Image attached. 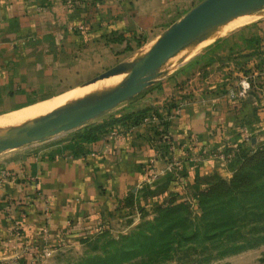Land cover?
I'll list each match as a JSON object with an SVG mask.
<instances>
[{
  "label": "crops",
  "instance_id": "obj_1",
  "mask_svg": "<svg viewBox=\"0 0 264 264\" xmlns=\"http://www.w3.org/2000/svg\"><path fill=\"white\" fill-rule=\"evenodd\" d=\"M201 1L0 0V115L70 91L97 72L100 60L115 64L113 51L126 50L132 37L161 35ZM157 80L154 94L136 107L150 108L157 120L115 121L95 141H45L0 159V264L26 256L35 243L105 223L154 169H166L167 156L179 159L190 178L208 173L215 165L209 153L244 135L251 106L262 112L254 132L264 134V97L255 101L243 83L219 92L199 65ZM163 121L172 151L159 134Z\"/></svg>",
  "mask_w": 264,
  "mask_h": 264
},
{
  "label": "rangeland",
  "instance_id": "obj_2",
  "mask_svg": "<svg viewBox=\"0 0 264 264\" xmlns=\"http://www.w3.org/2000/svg\"><path fill=\"white\" fill-rule=\"evenodd\" d=\"M161 35H148L146 43L132 51L114 45L120 48L111 57L116 63L100 60L97 72L82 76L68 93L97 88L101 90L92 100L97 99L125 74L80 85L116 64L137 60L145 54V49L139 50L147 46V52ZM198 65L219 92L238 91L248 83L250 97L262 99L264 8L202 33L158 68V77L143 94L45 141L74 140L89 126L117 119V113H133L154 94L157 79ZM250 110L251 117L241 128L244 135L209 153L215 165L208 173L190 178L179 159L165 153L166 169H154L142 187L119 203L111 219L78 235L35 243L26 256L4 258L1 264H264V134L254 132L252 125L262 118L260 106ZM45 141L4 152L0 159L15 151H33Z\"/></svg>",
  "mask_w": 264,
  "mask_h": 264
},
{
  "label": "water",
  "instance_id": "obj_3",
  "mask_svg": "<svg viewBox=\"0 0 264 264\" xmlns=\"http://www.w3.org/2000/svg\"><path fill=\"white\" fill-rule=\"evenodd\" d=\"M262 8L264 0H202L168 27L143 56L132 62L116 64L91 81L80 85H89L125 74V78L108 94L83 104L51 112L15 127L4 137H0V154L48 140L103 116L120 103L148 88L158 77V68L202 33L236 17L256 13Z\"/></svg>",
  "mask_w": 264,
  "mask_h": 264
},
{
  "label": "bare ground",
  "instance_id": "obj_4",
  "mask_svg": "<svg viewBox=\"0 0 264 264\" xmlns=\"http://www.w3.org/2000/svg\"><path fill=\"white\" fill-rule=\"evenodd\" d=\"M147 48V46L146 48L142 47L139 51H143L145 49V51L143 52L146 53ZM124 78L125 76L118 83H120ZM109 79L110 78L104 79V81H108ZM118 79L119 78L117 77V80ZM117 80L115 79V81ZM118 83H116L115 85L111 84V87L106 88L108 91L105 94L100 95V97L108 94ZM99 90L101 89L90 88L74 93L66 92L49 100L42 101L35 105L29 106L27 108L0 115V137H4L8 131L13 130L19 125L30 122L51 112L60 111L76 104H83L88 101H91L95 97L96 93L99 92Z\"/></svg>",
  "mask_w": 264,
  "mask_h": 264
},
{
  "label": "trees",
  "instance_id": "obj_5",
  "mask_svg": "<svg viewBox=\"0 0 264 264\" xmlns=\"http://www.w3.org/2000/svg\"><path fill=\"white\" fill-rule=\"evenodd\" d=\"M132 39L134 41V44H132L131 43L132 41L129 40L128 44L126 46V50L132 51L135 48H139L146 43V38L143 36H140V35H135L134 37H132ZM143 93H141V94H143ZM153 112H158V111L155 110ZM149 113H150V108L149 109L148 108L140 109V110H137L135 112L133 111V113H130V114H124L117 119H112V121H104L103 123H98L97 125L89 126V127L85 128L83 131H81V133H79V135L76 136L74 143H75V145H77L82 141H95V140L99 139L100 135L108 132L106 127L109 123L112 124L115 121H123L124 122V120H129V119L133 120V122H141ZM162 124L165 125L164 130L167 131L168 122L163 121ZM161 133H162V131H159L160 135H161ZM164 146L166 149L169 150V147L166 144H164Z\"/></svg>",
  "mask_w": 264,
  "mask_h": 264
},
{
  "label": "built area",
  "instance_id": "obj_6",
  "mask_svg": "<svg viewBox=\"0 0 264 264\" xmlns=\"http://www.w3.org/2000/svg\"><path fill=\"white\" fill-rule=\"evenodd\" d=\"M243 88L246 89V88H249V84L247 83V85L243 84ZM157 120V117L154 115V114H150L148 115L147 117L144 118V122H153ZM162 133H161V140L169 147V150L172 151V149L174 148V144H173V140H172V137L170 136V133L169 131H165L164 128L161 130ZM112 134L113 135H119L120 134V131L119 129H114L112 131ZM14 233L17 237H21L22 236V226H21V223L16 221L15 225H14ZM45 232H47V229L45 230Z\"/></svg>",
  "mask_w": 264,
  "mask_h": 264
}]
</instances>
